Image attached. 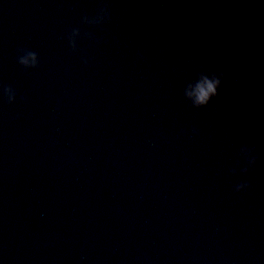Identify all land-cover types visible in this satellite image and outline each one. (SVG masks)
<instances>
[{
    "label": "water",
    "instance_id": "95a60500",
    "mask_svg": "<svg viewBox=\"0 0 264 264\" xmlns=\"http://www.w3.org/2000/svg\"><path fill=\"white\" fill-rule=\"evenodd\" d=\"M0 86V264H264L258 0H0Z\"/></svg>",
    "mask_w": 264,
    "mask_h": 264
},
{
    "label": "clouds",
    "instance_id": "9594fccd",
    "mask_svg": "<svg viewBox=\"0 0 264 264\" xmlns=\"http://www.w3.org/2000/svg\"><path fill=\"white\" fill-rule=\"evenodd\" d=\"M258 3L264 5V0H258ZM109 20V6L107 3H103L95 16L91 18L87 16L83 17L82 23L85 25L100 26L107 23ZM85 35L92 38L91 33H85ZM80 36L81 32L79 28H73L68 35V43L73 51L76 49V41ZM83 62L87 63V60ZM17 63L24 69H34L38 66L39 58L35 51L22 49L17 55ZM222 78V72H217L211 77L202 75L194 85H190L185 90L184 95L191 100L194 106L203 107L207 105L210 99L217 95V89L221 85ZM0 98L5 99L9 104L13 103L16 99L15 89L11 86H0ZM237 157V164L231 169V174L246 176L249 170L255 165L257 156L253 149L247 146H241L238 150ZM248 188L249 185L242 182L235 185L234 191L240 193Z\"/></svg>",
    "mask_w": 264,
    "mask_h": 264
}]
</instances>
